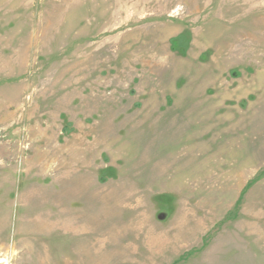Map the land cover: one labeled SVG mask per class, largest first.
<instances>
[{"label": "rangeland", "instance_id": "obj_1", "mask_svg": "<svg viewBox=\"0 0 264 264\" xmlns=\"http://www.w3.org/2000/svg\"><path fill=\"white\" fill-rule=\"evenodd\" d=\"M0 264H264V0H0Z\"/></svg>", "mask_w": 264, "mask_h": 264}]
</instances>
